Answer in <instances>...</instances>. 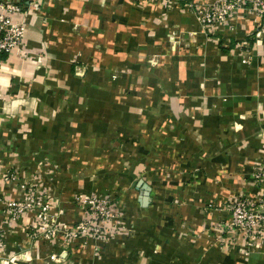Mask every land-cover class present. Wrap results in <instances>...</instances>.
<instances>
[{"label": "rangeland", "instance_id": "obj_1", "mask_svg": "<svg viewBox=\"0 0 264 264\" xmlns=\"http://www.w3.org/2000/svg\"><path fill=\"white\" fill-rule=\"evenodd\" d=\"M25 1L19 0L22 12L13 14L7 27L19 28L20 34L11 35L6 55L23 68L24 62L43 68L46 76L12 77L9 88L35 87L39 109L12 116L22 134L12 130L10 143L0 146L7 152L0 156V264H33L36 259L42 264H105L114 245H125L130 263L135 260L129 243L140 246L135 264H141L143 257L161 253L166 239L175 252L204 243L203 256L225 248L236 258L264 263L261 99L255 93L251 110L229 121H213L229 94L211 100L215 93L206 91L216 77L203 72L211 66L204 57L210 52L207 32L212 27L198 19L196 9L203 3L188 8L194 29L154 32V39H163L151 46L133 45L127 55L120 54L119 45L94 42L88 53L78 50L63 60L50 59L52 46L29 44V16L43 15L48 26L55 19L74 33L81 26L53 15L51 6L42 14L41 0H27L28 9ZM149 1L163 6L159 19L171 10L170 0H134L131 8ZM102 9L95 5L90 12L102 18ZM221 9L229 11L227 21L215 25L233 31L241 23L238 12L248 9L259 25L256 6L226 2ZM257 30L264 41V26ZM257 42L250 50L240 41L232 55H244L237 71L242 76L254 57H264ZM62 62L72 63V74L59 70ZM48 70L59 75L49 77ZM53 112L59 113L57 120ZM245 121L255 126L243 128ZM36 122L48 123L42 135L35 132ZM244 129L250 131L242 133ZM138 178L151 184L149 206L137 201ZM201 261L197 258L195 264Z\"/></svg>", "mask_w": 264, "mask_h": 264}, {"label": "crops", "instance_id": "obj_2", "mask_svg": "<svg viewBox=\"0 0 264 264\" xmlns=\"http://www.w3.org/2000/svg\"><path fill=\"white\" fill-rule=\"evenodd\" d=\"M212 1L213 0H170L171 10L164 18L159 19V16L164 11L163 6L155 3L153 4L150 1L143 5H137L136 8L132 9L131 5L134 0H41V7L43 9L42 14L45 13V8L51 6V8L53 7V15L57 17L61 15L65 16V18L80 25L82 31H80V33H74L67 24L59 23L55 21L54 18H52V20H54L51 25L48 26L43 19V15L29 16L27 38L31 46L46 48L48 45L52 46L51 49L54 54L51 55L50 59L53 55L54 58L63 56V60L67 59L69 56L72 58L78 50L88 53V51L92 49L94 42H101L109 46L112 43L114 45H119L121 46V48H119V50H121L120 54L127 55L131 53L130 48H133V45L151 46V44L163 39V36L154 39V32L165 34L171 32L176 26L184 31L194 29L193 15L188 12L189 6L197 7L201 3L205 4ZM24 5L28 9L29 4L27 0L24 2ZM95 5L103 7V20L101 17H98V20L96 15L93 16L91 14L90 10ZM63 6L66 7L65 9L67 12L62 13ZM114 10L117 12H124L125 15H117L114 13ZM237 20L241 21V23L240 25H236L233 31H230L228 28L229 26L226 28L222 24H218L210 27L207 32V39L210 41V52L204 59L211 66L210 68L206 67V70L203 72H205L206 76L216 78L213 81L215 84H207L206 91L211 95L215 93V97L211 98V100L216 98L217 95L226 96L225 94H229L228 101L222 99L225 101L223 102V112L222 110L220 112L217 108L215 109L213 121L215 119L216 124L221 121L232 120L237 113L248 112L255 107V93H259L258 96L259 99H261L259 109L264 115V57L258 58V56H256L253 58L251 66L245 67L247 76H242L241 73L237 72L241 70L240 60L244 55L239 53L238 56L232 57V55H235V50L240 41L247 42L249 44V49L254 47V44L259 40V45H263L264 49V41L263 39L261 40L258 35L256 15L252 11L249 9L239 11L236 21ZM102 21H104L103 24ZM111 30L116 31V33H110L111 35L107 33ZM50 36L52 39L51 41L48 40ZM112 37L116 40H111ZM245 49H248V47ZM19 63V60L14 57H9L8 55L0 56V87L1 93L3 94L2 99H0V124L3 125V129L0 131V146L10 143V136H12L14 131L18 135L22 134L21 131H18L16 124L13 123L12 116L23 112L36 113L39 109L34 98L35 87L20 84V86H15L16 89H14L15 87L12 88V91H10L9 88L11 87L12 77L19 76L23 78L34 76L40 78L45 77L46 73L43 68H37L29 62L23 63L24 68ZM59 65L63 68H59V70L63 71L64 76L72 74V63L68 64L67 62H62ZM257 69H259L261 77L260 89L254 81V78L257 76ZM47 75L49 77L58 76L59 73H57V71L53 73V70H48ZM247 78L249 81H247ZM221 114L222 116H220ZM59 116V113L53 112L52 119L54 118L53 120H57ZM223 118H226V120ZM21 121H24V118ZM47 124V122H41L40 126L36 122L34 124L35 132L42 135V127ZM250 124L255 126V123L245 121L243 128ZM259 125L264 126V119L260 121ZM55 127L56 124H53L52 128ZM256 128L254 127L255 131L257 130ZM250 129H244L242 133L250 131ZM229 133H231V137L234 135V132L229 131ZM262 151L264 152V150ZM1 155L6 156L7 152L5 150H0V156ZM138 179L147 182V180L143 178ZM149 186L151 187V184H149ZM243 186L247 189L252 188L247 184ZM0 189H2V186H0ZM172 190L173 188L171 187L170 191ZM150 195H152V188L150 190ZM151 200L148 206L152 203ZM139 206H141L140 203ZM1 219L2 213H0V220ZM164 231H166L165 228ZM159 236L161 237L162 234L155 235L154 238ZM140 242L144 243L142 239ZM165 242H167V244L163 246L161 253L155 255L153 259L143 257L140 263L195 264V260L201 257L202 261L198 264H264L261 259L244 260L242 258H236L225 248L219 252L220 254L215 252V256L212 254H205L203 256V249L206 247L204 243L196 245L194 248L188 246L185 249H180L175 252L177 249L174 245L169 244L167 239ZM130 244L131 243L126 244V247L128 248V252H130V250L132 251L135 261L131 260V262L128 263L129 261L125 259L123 250L125 245H114L107 251L108 256H106L104 260L105 264H113L115 262L119 264H135L137 261L136 248H140V246L133 245L134 243L132 245ZM33 264H42V262L36 259Z\"/></svg>", "mask_w": 264, "mask_h": 264}, {"label": "built area", "instance_id": "obj_3", "mask_svg": "<svg viewBox=\"0 0 264 264\" xmlns=\"http://www.w3.org/2000/svg\"><path fill=\"white\" fill-rule=\"evenodd\" d=\"M226 2L231 3V6L239 5L240 3L246 6L248 5L249 8L250 6H256L259 18L258 29L264 26V0H213L212 2L203 4L199 9H196L200 22L207 27L213 26L215 23L221 21L225 22L227 19L226 15L229 11L222 10L221 8ZM21 12L19 0H0V55L9 52L11 35L15 37L20 34L19 28L12 26L11 29L8 30L7 27L12 22L13 14H21ZM257 32L261 34L259 31ZM246 61V59H243V62Z\"/></svg>", "mask_w": 264, "mask_h": 264}, {"label": "water", "instance_id": "obj_4", "mask_svg": "<svg viewBox=\"0 0 264 264\" xmlns=\"http://www.w3.org/2000/svg\"><path fill=\"white\" fill-rule=\"evenodd\" d=\"M135 186L139 190L138 201H139L140 205L143 207L148 206V204L150 202L151 187L149 186V184L147 182L143 181L142 179H138L135 182Z\"/></svg>", "mask_w": 264, "mask_h": 264}, {"label": "trees", "instance_id": "obj_5", "mask_svg": "<svg viewBox=\"0 0 264 264\" xmlns=\"http://www.w3.org/2000/svg\"><path fill=\"white\" fill-rule=\"evenodd\" d=\"M255 36V35H254ZM3 55H6V54H2V55H0V56H3Z\"/></svg>", "mask_w": 264, "mask_h": 264}]
</instances>
